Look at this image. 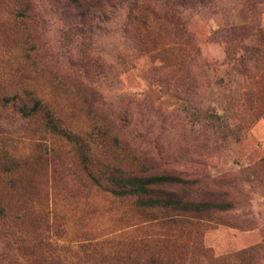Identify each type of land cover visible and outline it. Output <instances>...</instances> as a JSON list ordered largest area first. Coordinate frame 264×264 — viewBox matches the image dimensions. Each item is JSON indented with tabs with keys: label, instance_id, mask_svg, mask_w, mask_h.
<instances>
[{
	"label": "rangeland",
	"instance_id": "374dc122",
	"mask_svg": "<svg viewBox=\"0 0 264 264\" xmlns=\"http://www.w3.org/2000/svg\"><path fill=\"white\" fill-rule=\"evenodd\" d=\"M28 95L69 138L21 115ZM83 145L95 166L198 179L233 209L168 231L171 214L141 215L93 183ZM262 158L264 0H0V264H99L77 247L166 235L193 264L234 259L264 240Z\"/></svg>",
	"mask_w": 264,
	"mask_h": 264
},
{
	"label": "trees",
	"instance_id": "16d2710c",
	"mask_svg": "<svg viewBox=\"0 0 264 264\" xmlns=\"http://www.w3.org/2000/svg\"><path fill=\"white\" fill-rule=\"evenodd\" d=\"M9 104V101L4 100L1 106L7 107ZM19 109L25 118L41 117L47 131L69 138L60 126L59 119L54 112L41 100L28 95L21 101ZM203 120L215 131L220 129L223 124V116L219 114H207ZM91 152L88 145L79 148L82 163L93 183L102 188L107 196L119 200L120 203L126 202L141 215L152 212L171 214L170 217L164 216L168 217L166 221L160 222L168 231L178 230L184 236L188 230L198 228L205 217L213 219L214 215L227 214L233 209L232 203L228 200V193H206L201 190L204 188L201 180H187L176 175H129L119 168L109 165L96 163L95 166L91 159ZM255 172L261 178V184L264 186V158L256 164ZM192 186H196L198 189V192L196 191L192 195H178L172 190H168L179 187L189 190V187ZM33 212L39 216L37 211ZM21 218L23 217L19 216L18 219ZM253 223L254 221L249 220L247 227H253ZM98 246L99 243L88 240L77 248L84 258H87L88 255H99V264H193L188 262V258L184 254L183 250L186 245L167 235L166 237H140L127 243H119L117 248H109L106 251L101 250L102 248ZM263 250L264 240L260 246L250 252L238 253L234 259L226 257L215 259L208 256L207 251H202V256L206 257L207 264H258L259 254ZM49 257L48 255L41 256L42 264H52L54 260ZM84 263H88V260H84Z\"/></svg>",
	"mask_w": 264,
	"mask_h": 264
}]
</instances>
